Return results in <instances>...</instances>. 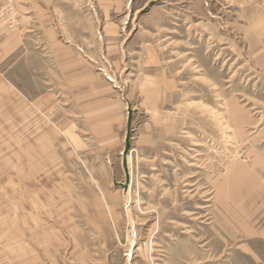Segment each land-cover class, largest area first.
Listing matches in <instances>:
<instances>
[{"label":"rangeland","instance_id":"obj_1","mask_svg":"<svg viewBox=\"0 0 264 264\" xmlns=\"http://www.w3.org/2000/svg\"><path fill=\"white\" fill-rule=\"evenodd\" d=\"M0 264H264V0H0Z\"/></svg>","mask_w":264,"mask_h":264},{"label":"water","instance_id":"obj_2","mask_svg":"<svg viewBox=\"0 0 264 264\" xmlns=\"http://www.w3.org/2000/svg\"><path fill=\"white\" fill-rule=\"evenodd\" d=\"M128 113H129L128 133H127V138H126L125 150L123 152V166H124L126 176H127V183H126V185H124V188L126 190L129 188V185H130L128 157H129L130 150H131V140H132V132H133L132 131L133 110L131 108H129Z\"/></svg>","mask_w":264,"mask_h":264},{"label":"bare ground","instance_id":"obj_3","mask_svg":"<svg viewBox=\"0 0 264 264\" xmlns=\"http://www.w3.org/2000/svg\"><path fill=\"white\" fill-rule=\"evenodd\" d=\"M238 221H240V220H238ZM242 223V222H241ZM221 225V224H220ZM228 227H229V225H228ZM245 229V228H244ZM233 230V229H232ZM233 231H235V230H233ZM226 233H228V232H226ZM233 235V234H232ZM231 234H230V236H232Z\"/></svg>","mask_w":264,"mask_h":264}]
</instances>
